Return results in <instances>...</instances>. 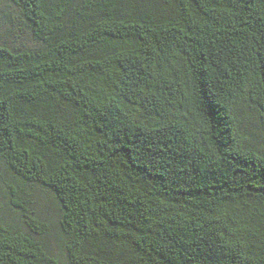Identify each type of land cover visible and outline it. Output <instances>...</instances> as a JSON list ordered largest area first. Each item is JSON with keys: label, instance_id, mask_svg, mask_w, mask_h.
<instances>
[{"label": "trees", "instance_id": "trees-1", "mask_svg": "<svg viewBox=\"0 0 264 264\" xmlns=\"http://www.w3.org/2000/svg\"><path fill=\"white\" fill-rule=\"evenodd\" d=\"M0 156L51 190L70 264H264V0H10ZM0 232V264H61Z\"/></svg>", "mask_w": 264, "mask_h": 264}, {"label": "rangeland", "instance_id": "rangeland-1", "mask_svg": "<svg viewBox=\"0 0 264 264\" xmlns=\"http://www.w3.org/2000/svg\"><path fill=\"white\" fill-rule=\"evenodd\" d=\"M0 43L12 47L36 45L27 22L10 0H0ZM45 224L40 241L61 264H70L61 236L60 204L54 193L16 174L0 156V232H31L24 209Z\"/></svg>", "mask_w": 264, "mask_h": 264}]
</instances>
